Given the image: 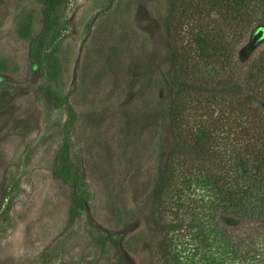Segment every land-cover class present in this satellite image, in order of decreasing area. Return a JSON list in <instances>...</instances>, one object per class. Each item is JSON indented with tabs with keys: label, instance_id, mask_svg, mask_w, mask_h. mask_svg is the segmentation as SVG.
I'll return each instance as SVG.
<instances>
[{
	"label": "rangeland",
	"instance_id": "obj_1",
	"mask_svg": "<svg viewBox=\"0 0 264 264\" xmlns=\"http://www.w3.org/2000/svg\"><path fill=\"white\" fill-rule=\"evenodd\" d=\"M170 9L171 0H72L41 72V0H0V264H156L152 194L178 149ZM263 41L255 28L242 54ZM41 85L65 105L55 109ZM67 110L68 156L89 193L73 219L77 188L55 175ZM100 235L113 239L105 250Z\"/></svg>",
	"mask_w": 264,
	"mask_h": 264
},
{
	"label": "trees",
	"instance_id": "obj_2",
	"mask_svg": "<svg viewBox=\"0 0 264 264\" xmlns=\"http://www.w3.org/2000/svg\"><path fill=\"white\" fill-rule=\"evenodd\" d=\"M70 1L41 0L43 29L32 43L41 72ZM255 28L264 29V0H171L169 119L178 149L152 194L156 264H264V41L242 54ZM39 91L55 109L66 103L50 85ZM67 111L55 175L77 188L73 219L89 193L68 156L76 117ZM111 240L96 237L103 250Z\"/></svg>",
	"mask_w": 264,
	"mask_h": 264
}]
</instances>
